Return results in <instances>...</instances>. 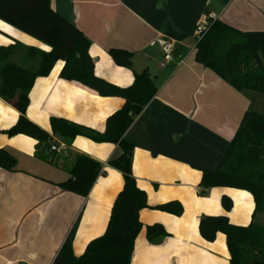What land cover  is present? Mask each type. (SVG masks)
Returning <instances> with one entry per match:
<instances>
[{
	"label": "crops",
	"instance_id": "crops-1",
	"mask_svg": "<svg viewBox=\"0 0 264 264\" xmlns=\"http://www.w3.org/2000/svg\"><path fill=\"white\" fill-rule=\"evenodd\" d=\"M51 6L90 41L97 78L126 89L134 84L135 74L147 71L158 90L125 134L134 147V177L148 198V208L140 212L143 229L132 264H231L227 236L220 232L213 242L205 240L200 221L226 217L237 227L258 224L255 199L248 191L228 187L203 193L201 182L204 171L219 168L246 113L262 108L264 96L239 92L197 63L196 29L201 17L213 12L241 32H264V0H52ZM159 37L173 42L182 56L180 63L162 66V49L151 46ZM16 42L51 51L0 20V47ZM115 49L132 55V69L114 62L109 52ZM14 60L35 65L20 56ZM64 67L60 61L49 76L35 81L27 112L31 122L50 134L51 144L64 146V152L46 162L37 157L35 139L0 133V149L18 161L15 172L0 168V264H54L78 220L73 249L81 257L92 241L106 233L124 189L123 174L109 165L121 155L117 145L78 136L67 148L53 134L51 120L65 119L104 133L108 119L126 101L63 80ZM19 118L18 110L0 98V129H11ZM75 154L103 166L88 197L60 186L70 177L65 165ZM224 198L233 204L230 211ZM172 202L184 207L181 217L157 210ZM156 225L169 235L161 244L148 240L147 228Z\"/></svg>",
	"mask_w": 264,
	"mask_h": 264
},
{
	"label": "trees",
	"instance_id": "trees-1",
	"mask_svg": "<svg viewBox=\"0 0 264 264\" xmlns=\"http://www.w3.org/2000/svg\"><path fill=\"white\" fill-rule=\"evenodd\" d=\"M228 3L230 0H223ZM52 0H0V20L51 48L50 52L27 47L16 42L0 47V98L20 113L17 124L0 133L9 137L25 135L38 141L37 157L49 162L52 137L27 117L30 92L35 81L50 75L56 64L65 62L61 78L75 82L100 96L119 97L126 101L124 108L110 117L106 131L96 130L52 118L53 134L71 147L78 136L96 143H112L121 155L109 165L124 176V189L113 206L104 236L92 241L81 257L74 254V240L79 220L73 226L54 264H132L136 240L143 229L140 212L148 208V198L139 189L133 174L134 147L125 140V134L135 119L155 98L158 90L147 71L135 74L134 84L126 89L111 85L94 74L95 63L90 57V41L75 25L55 12ZM118 66L132 69V55L123 50L109 52ZM30 59L34 67L15 62L14 57ZM196 62L210 69L239 92L264 96V32H241L221 21H216L209 33L197 43ZM69 153V150H68ZM17 159L0 149V168L15 172ZM69 179L60 184L66 192L88 197L102 173L103 166L88 156L75 154L65 165ZM203 193L212 188L228 187L250 192L256 202V212H264V115L249 110L219 166L204 171L201 182ZM230 211L233 204L223 199ZM157 210L181 217L184 207L172 202ZM200 234L213 242L218 233L227 236L231 264H264V226L231 225L226 217H204ZM148 240L161 244L168 238L162 226L147 228Z\"/></svg>",
	"mask_w": 264,
	"mask_h": 264
},
{
	"label": "built area",
	"instance_id": "built-area-1",
	"mask_svg": "<svg viewBox=\"0 0 264 264\" xmlns=\"http://www.w3.org/2000/svg\"><path fill=\"white\" fill-rule=\"evenodd\" d=\"M218 18V15L213 12L205 13L201 17L196 29L197 43H199L209 33L212 25L216 21H219ZM151 46H159L162 49L164 55V61L162 63L163 67H167L168 65L181 62L182 56L177 55L176 49L172 41L163 37H159L151 43ZM51 152H54L57 155H61L64 152V146L54 142L51 144Z\"/></svg>",
	"mask_w": 264,
	"mask_h": 264
},
{
	"label": "rangeland",
	"instance_id": "rangeland-1",
	"mask_svg": "<svg viewBox=\"0 0 264 264\" xmlns=\"http://www.w3.org/2000/svg\"><path fill=\"white\" fill-rule=\"evenodd\" d=\"M260 105H262L261 106L262 108L258 107V108H254L252 110L264 115V102H262ZM260 105L258 104V106H260ZM259 216L260 217L258 220V224L261 226H264V212L259 213Z\"/></svg>",
	"mask_w": 264,
	"mask_h": 264
}]
</instances>
